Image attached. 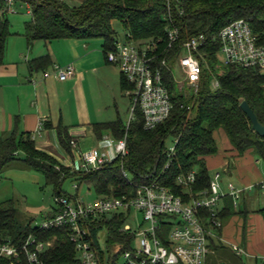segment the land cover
Instances as JSON below:
<instances>
[{"label": "trees", "instance_id": "1", "mask_svg": "<svg viewBox=\"0 0 264 264\" xmlns=\"http://www.w3.org/2000/svg\"><path fill=\"white\" fill-rule=\"evenodd\" d=\"M0 4L4 10L3 3ZM19 7L29 8L31 13V20L25 24L23 33L30 46L37 41L100 39L104 42L106 54L115 50L118 42L115 22L126 32L128 41L140 44L161 41L160 52L157 53H162V56L159 55L158 65L163 59L172 64L181 46L194 37L204 35L207 45L201 51L202 74L197 94L185 96L177 88L172 67H163L164 84L174 105L164 123L153 130H146L142 111L138 110L129 128L121 119L92 125L98 140L105 134L115 140L127 137L128 156L124 159L106 164L89 174L77 173L39 150L31 134L14 129L8 136L0 137V174L12 162L20 161L26 168L45 177L46 182L54 187L55 198L73 200L63 190L68 180L78 183L77 195L80 186H87L97 198L131 196L134 193L128 181L131 179L138 185L157 182L188 201L190 197L209 189L212 178L207 158L219 154L216 132L221 129L231 142L229 153L242 158L253 151L256 158L264 163V137L252 130L251 121L241 109V104L246 101L260 123L264 124V69L229 66L222 69V74H217L213 67L220 51L218 36L234 21H247L257 44L264 48V0H83L79 6L58 0H16V8ZM8 14L3 11L0 17V65L4 63L7 42L12 36ZM168 28L179 31L178 41L173 48H169ZM52 66L50 56L29 63L33 71L45 72ZM215 78L218 79L219 88L213 90ZM129 88L122 78L123 92ZM57 133L63 150L71 153L72 139L68 128L60 124ZM169 140L173 145L176 143L171 157L167 146ZM167 164L169 168L166 169ZM194 170L197 171L196 184L190 187L178 185L179 176ZM124 172L128 174L127 177ZM226 200V206L219 215L222 226L227 218L238 213L245 218L248 216V211H235L233 202ZM59 212L58 206L54 207L43 217V221L55 217ZM257 212L264 219V208ZM127 222L124 214L104 215L87 221V241L97 251L101 261L110 257L116 262L117 256L132 250L135 235L121 231ZM103 229L108 230L106 252H103L99 241ZM222 230L223 227L219 231L220 236ZM71 235L70 227L46 230L31 223L21 224L14 201L0 203V244L19 246L33 236L38 241L53 243V247L44 253L45 264H77V248L71 241ZM223 247V243L215 241L211 245L213 252ZM2 264L10 263L3 261ZM21 264H26L25 260ZM255 264H264V260H256Z\"/></svg>", "mask_w": 264, "mask_h": 264}, {"label": "built area", "instance_id": "2", "mask_svg": "<svg viewBox=\"0 0 264 264\" xmlns=\"http://www.w3.org/2000/svg\"><path fill=\"white\" fill-rule=\"evenodd\" d=\"M0 3H3V11L16 12V0H0ZM167 32L169 48H173L174 43L178 41L179 31L168 28ZM218 41L220 51L217 59L221 60L225 67L264 69V48L257 44L256 36L247 21L237 20L226 26L220 32ZM206 45L207 39L204 35L194 37L181 46L172 64L163 59L158 65L157 60L162 56V53H157L160 52L161 41L140 44L118 40L116 49L107 52L105 57L109 64L118 68L130 87L125 92L133 104L126 122L127 128L136 119L138 110L142 111L146 130L155 129L170 117L174 105L164 84L163 67H172L177 88L185 96L198 93L202 74L201 51ZM55 69L61 82H66L75 75L73 66ZM212 88L213 90L219 88L217 78L214 79ZM103 141L108 143L105 148L95 147L86 150L76 140H72L71 153L64 150L60 163L74 172L89 174L128 156L126 136L121 140L107 136ZM175 146L176 143L170 148L169 157L174 154ZM222 175V172L215 173L209 189L202 191L198 196L190 197L188 201L176 196L169 188L157 182L138 185L131 179H128L130 186L134 188L131 196L97 198L93 202H86L77 195V192L72 195L73 200L56 197L60 212L38 226L46 230L70 227L71 241L76 244L78 253L77 264H118L110 260V257L104 262L101 261L97 251L87 241L89 231L85 226L90 218L96 219L104 215L124 214L129 221L132 212H136L142 216L145 227L133 231L127 222L122 228L123 233L134 234L135 241L139 240L140 244L139 249H133L132 245V250L122 254L124 264H208L212 243L214 241L222 243L219 231L223 226L219 215L224 209V201L231 197L236 208L241 201L242 193L254 189L253 186L239 188L229 183V191L226 192ZM124 176L127 177L128 174L124 172ZM196 182V170L177 179L178 185L184 187H190ZM260 186L264 189V183ZM78 187L75 185L76 191ZM162 226L173 229L168 241L159 236L158 231ZM52 246V242H41L33 236L19 246L10 243L0 244V264L3 261L21 264L22 260H25L26 264H45L44 253ZM232 250L239 256L246 254V251L237 246H232Z\"/></svg>", "mask_w": 264, "mask_h": 264}, {"label": "crops", "instance_id": "3", "mask_svg": "<svg viewBox=\"0 0 264 264\" xmlns=\"http://www.w3.org/2000/svg\"><path fill=\"white\" fill-rule=\"evenodd\" d=\"M64 1L71 6H79L83 2V0ZM1 12L2 9L0 17L3 14ZM27 12L31 17L29 9ZM26 23L24 22V28ZM103 44V40L100 39H68L49 43L37 41L30 46L23 33L19 36L12 34L7 42L4 63L0 65V137L8 136L14 129L29 133L33 136L39 150L48 153L60 162L64 156V150L59 142L57 128L62 124L68 128L70 138L76 140L83 149L105 148L108 143L103 141L104 137L112 136L105 134L101 140H98L92 131V125L121 119L120 105L123 94L125 96L126 94L122 90V76L118 68L106 61ZM45 56H50L52 59V67L45 72L30 69V62ZM67 66L74 67L75 75L66 82H61L57 78L55 68ZM77 92L84 99L95 97L96 105L93 106L94 112L92 113L95 115L86 109L90 119L95 117V120H90L92 124L74 122L72 112L77 114L84 112V108L76 109V112L72 107L76 105L73 99ZM227 151L229 150L207 158L208 169L210 167L220 169L221 171L217 172H222V178L224 175L229 179L238 176L240 179L238 184L243 188L254 187V183L257 182L254 189L259 188L258 185L263 183L264 179L252 172L253 165L259 163V160L252 156L250 161L243 165V162H247L245 158L248 153L240 158L242 163L238 165L239 174H244L241 177L237 166L231 167ZM231 154L235 156V153L231 152ZM231 168L233 170H230ZM245 198L246 196L244 199L242 197V210L248 211L246 217L248 218L250 213H256L260 209L249 210ZM226 201L223 203L224 208ZM241 236L242 234L237 233L230 224L228 228L227 225H223L222 243L225 239L229 243L237 244V241H242ZM251 236L253 239L246 248L248 247V254L256 263V260H264L263 217H261L260 228L254 230Z\"/></svg>", "mask_w": 264, "mask_h": 264}, {"label": "rangeland", "instance_id": "4", "mask_svg": "<svg viewBox=\"0 0 264 264\" xmlns=\"http://www.w3.org/2000/svg\"><path fill=\"white\" fill-rule=\"evenodd\" d=\"M27 9L29 8L19 7L16 8L15 9L16 12H14L17 14L7 15V19L10 21L11 24L12 34H15V36H19L20 34L24 33L23 32L24 22H28L31 20V17L27 14L28 13ZM1 13H3V9ZM114 27L119 33L118 40L120 42H125L126 32L123 30L121 25L115 22ZM213 67L216 68L217 74L221 73L222 69L225 68L224 63L221 60L217 61L213 65ZM94 98L87 97V99H84L79 92L76 93V96H74L73 99L74 104L76 105L72 107L76 112L77 110L84 108L83 109L84 112L83 114H77L75 112H72L73 117L75 119L74 122H76L77 124L78 123L92 124L90 123L91 122L90 120H95V117H92V119H90L88 116V110L91 114L94 112L93 106L96 105L94 103L95 101ZM122 99L123 100L120 105V112H121L120 115H121V119L124 122H127L130 117V109L133 104H132V100L127 95L125 96L123 94ZM86 109L88 110L86 111ZM75 114L77 115L75 116ZM85 122H89V123H85ZM88 127L91 128L90 125H88ZM216 138L220 153H225V150L227 149L230 150V147L232 145L226 132L223 129L216 132ZM167 146L171 148L173 146L172 141L169 140L167 142ZM226 154H228L229 161L231 162V167L237 166L238 174H239L238 165L239 163H242V161L239 160L240 158L235 157L231 153H229V151H227ZM252 156H255L254 152L249 151L248 156L245 158L247 162H243L242 164L246 165L245 163H248ZM253 166L254 167L252 168V172L255 173V175H258L259 177L264 179L263 161L259 160V163H255V165ZM230 170L233 169L231 168ZM209 171L211 174V178H213L215 173L221 170L215 167L214 168L210 167ZM239 175L242 177L244 174L241 173ZM249 175H250L249 172H247V176ZM238 180L240 181L238 176L236 177L234 176L229 179L228 176L224 175L222 181L224 184L225 191L226 192L229 191L228 184L230 182H233L234 185L239 188H243L241 185L238 184ZM257 183H254L255 184L254 187H256ZM75 185H78V183L72 180L66 181L63 185L64 192H66L68 195L71 196L76 194L77 191L75 190ZM258 187L261 186L258 185ZM53 188H54L53 186L49 185L46 182L45 177L41 173L26 168L25 166H23V164L20 161H15L9 164L7 168L4 170V172L0 174V203L13 200L15 204V208L18 210V219L21 224L27 225L31 223L33 226L41 225L43 223V217L46 216L48 213H50L54 207H57ZM78 194L86 202H93L97 199V196L94 193V191L89 189L87 186H80ZM245 196H246L245 199L247 200V207L249 210H259L264 208V189L255 188L252 191H245L244 193H242L243 199ZM228 199H230V201L233 202L231 197H229ZM241 202H242V198L236 208L234 204L232 205L235 211L243 209V204ZM249 215L250 217L245 218L244 215L238 213L237 215H234L231 218H227L224 221V225L225 226L227 225V228L230 224L233 228L236 229L237 233L240 232L242 234L241 236L242 241L241 242L237 241V244L234 243L232 244L224 239L223 240L224 247L218 248L215 252L211 251V253L209 254L208 256L209 264H255L252 261L251 256L248 254L249 249L247 250V248L249 247L251 240L253 239L251 236L253 231L260 228L262 215L259 212L252 214L250 213ZM128 225L131 227L133 231H137L140 227L143 228L145 227L142 216L136 212H132V217L129 219ZM172 230H173L172 227L162 226L158 231V233L159 236L162 237L164 241H168L171 236ZM107 237H108V230L103 229L99 234V241L103 252H106ZM247 245L248 247L246 248ZM232 246H237L238 248L246 251V254L239 256L237 252L232 250ZM139 248H140L139 240H136L133 243V249H139ZM116 259H117L116 262H118V264H124L125 262L122 255L117 256Z\"/></svg>", "mask_w": 264, "mask_h": 264}, {"label": "water", "instance_id": "5", "mask_svg": "<svg viewBox=\"0 0 264 264\" xmlns=\"http://www.w3.org/2000/svg\"><path fill=\"white\" fill-rule=\"evenodd\" d=\"M241 109L243 110V112L247 115V117L251 121L252 130L255 133H257L260 137H264V124L260 123L257 116L255 115V113L251 109L250 105L246 101H244L241 104Z\"/></svg>", "mask_w": 264, "mask_h": 264}]
</instances>
